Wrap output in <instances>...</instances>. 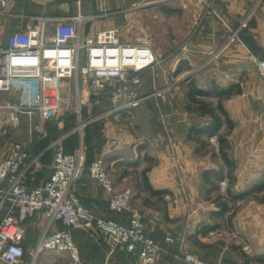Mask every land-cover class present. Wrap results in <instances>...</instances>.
Masks as SVG:
<instances>
[{
	"label": "crops",
	"instance_id": "1",
	"mask_svg": "<svg viewBox=\"0 0 264 264\" xmlns=\"http://www.w3.org/2000/svg\"><path fill=\"white\" fill-rule=\"evenodd\" d=\"M149 1L106 3L114 9H146ZM177 2L181 6L177 39L167 35L159 52L150 37H142L163 58L161 66L143 73L142 81L148 76L145 89L143 82L137 87L141 106L161 107L158 128L146 137L138 136L133 127L122 123L126 116L115 121L104 114L107 103L103 100L97 108L83 111L84 115L92 110L97 114L83 128L85 158L91 161L103 156L115 189H132L131 205L143 213L146 232L169 251L159 254V260L188 264L173 256L181 250L199 255L207 264H264V99L262 80L251 59L264 58V0H213L215 14L206 18H200L202 7L195 0ZM96 8V0H8L0 4V47L11 31L33 22L26 16L85 14ZM162 8L167 13L174 11ZM106 21L90 23L83 34L115 26ZM173 41L175 48L171 47ZM192 97L206 101L210 113H203ZM6 101H16V95L0 88V105ZM64 110L56 125H48L47 136L29 145L30 158L21 167L27 185L47 179L53 162L52 142L57 137L62 135L66 153L79 145V135L70 132L71 121L66 120L73 114ZM16 116L17 120L9 108L0 107V160L7 153L11 127H25L18 135L20 140L13 141L26 143L31 123L38 119L22 113ZM111 139L117 140L115 147L109 146ZM74 192L97 215L128 224L129 213L110 210L107 192L87 173ZM221 202L226 204L223 211ZM43 225L41 214L26 220L24 245L34 243ZM63 228L59 221L51 226V230ZM72 236L79 247L80 264L105 263L104 243L86 229H74ZM165 236L174 241H165ZM88 239L90 253L99 251L98 259L86 256L79 245ZM129 259L124 250L116 249L112 264H129ZM72 263L63 251H44L36 260V264Z\"/></svg>",
	"mask_w": 264,
	"mask_h": 264
},
{
	"label": "built area",
	"instance_id": "2",
	"mask_svg": "<svg viewBox=\"0 0 264 264\" xmlns=\"http://www.w3.org/2000/svg\"><path fill=\"white\" fill-rule=\"evenodd\" d=\"M7 1L0 0V4ZM96 1L97 8L85 14L26 16L33 22L11 31L0 47V88L16 95V101H6L0 107L9 108L15 120L18 113L38 118L31 123L30 139L26 143L10 141L0 160V264H36L44 251L67 252L79 262L74 229H86L107 246L103 264H112L116 249L131 256L129 264H169L166 258L159 260V254L169 251L148 235L143 213L131 205L132 189H115L103 156L87 163L82 140L74 152L66 153L62 135L57 137L52 142L53 162L47 179L37 185L23 181L21 167L30 158L29 145L47 136L48 125L56 123L62 108L66 114H74L76 123L70 132L80 135L97 115H84L83 110L101 105L103 100L108 102L104 114L115 121L124 116L128 120L142 100L137 87L143 73L163 62L149 40H124L116 25L83 34L87 21H102L119 11L108 7L106 0ZM195 1L202 7L200 18L215 14L213 0ZM251 59L262 80L264 99V58ZM116 144V139L109 141L110 147ZM85 172L107 192L110 210L129 213L128 224L97 215L74 192ZM36 214L43 216V228L33 244L24 245L26 220ZM57 221L65 228L51 230ZM165 241L174 238L165 236ZM179 252L173 256L188 264H207L197 254Z\"/></svg>",
	"mask_w": 264,
	"mask_h": 264
},
{
	"label": "rangeland",
	"instance_id": "3",
	"mask_svg": "<svg viewBox=\"0 0 264 264\" xmlns=\"http://www.w3.org/2000/svg\"><path fill=\"white\" fill-rule=\"evenodd\" d=\"M177 1L178 0H168L167 2L163 3V5L155 4L149 6L146 9L131 8L132 6L126 8H118L119 11L117 13L108 16L106 24L118 26L121 30L120 36L122 39L134 40L138 37H145V36L150 37L151 41L154 44V47L157 48L159 52H161L162 45H165L163 40L167 38V35H169L174 39H177L176 37L177 25L181 16V13L177 12L181 8L180 2ZM143 2L145 1H142V3ZM149 2H157V0H152ZM162 7H169L174 11H172V13H167L166 11H164ZM176 46L177 43L173 41L171 47L175 48ZM147 81H148V76L144 77L142 81L143 82L142 86L144 87V89L145 86L147 85ZM68 107L71 108V105H69ZM152 111L154 113L153 114L154 116H151ZM161 113H162V109L158 104H154L152 109V107L149 104L147 105L142 104L141 106L140 103V105H138L134 109L133 115L129 116L130 119L122 123L133 127L137 135L139 134L138 136L146 137L145 135L151 132V130L155 131L156 128H158L156 124V120L159 122V119L161 118L159 114ZM150 118H153V120H151ZM58 121L59 119H57L56 123H58ZM24 130L25 127L22 126L17 129L11 127L10 141L11 140L13 141L15 139L20 140L18 135L20 136L22 132H24ZM74 133H77L79 135L80 141L82 140L83 144L85 145L86 130L82 129L81 135L77 131H75ZM142 137L141 139L138 140L140 141L143 140ZM0 144H3V142L1 143L0 141ZM79 245L83 247V252L86 253V256L89 255L95 259L99 258V251L95 253H90L89 239L80 241ZM80 263L81 262H75L72 264H80Z\"/></svg>",
	"mask_w": 264,
	"mask_h": 264
},
{
	"label": "trees",
	"instance_id": "4",
	"mask_svg": "<svg viewBox=\"0 0 264 264\" xmlns=\"http://www.w3.org/2000/svg\"><path fill=\"white\" fill-rule=\"evenodd\" d=\"M191 101H192L193 103H195L197 107H200V108L202 109V112H203V113H210L211 109L209 108V104H208L206 101H200L199 99H195L194 97L191 98ZM106 103L108 104L107 101H106ZM95 107L97 108V106H94L92 109H95ZM83 111H84V110H83ZM92 113H96V112L92 110ZM84 114H86V113H84ZM66 120L71 121V122H70V126H71V127H73V126L75 125V119H74V116H73V115L68 116V117L66 118ZM221 155H222V157H223L226 161H228L227 156H226V153H225L224 151H221ZM87 163H89V161H87ZM228 172H229V171H228ZM85 173H86V172H85ZM85 173H84V174H85ZM239 196H241V195H239ZM220 206H221V207H220V208H221V211H223V210L226 208V204L223 203V202L220 203Z\"/></svg>",
	"mask_w": 264,
	"mask_h": 264
},
{
	"label": "water",
	"instance_id": "5",
	"mask_svg": "<svg viewBox=\"0 0 264 264\" xmlns=\"http://www.w3.org/2000/svg\"><path fill=\"white\" fill-rule=\"evenodd\" d=\"M155 4H161V3L160 2L158 3V1L157 2H150V3L146 4V6H152V5H155ZM90 23H91L90 21H87L85 23V27H84L85 31L88 30V27H89Z\"/></svg>",
	"mask_w": 264,
	"mask_h": 264
},
{
	"label": "bare ground",
	"instance_id": "6",
	"mask_svg": "<svg viewBox=\"0 0 264 264\" xmlns=\"http://www.w3.org/2000/svg\"><path fill=\"white\" fill-rule=\"evenodd\" d=\"M77 128L79 129V127L77 126Z\"/></svg>",
	"mask_w": 264,
	"mask_h": 264
}]
</instances>
